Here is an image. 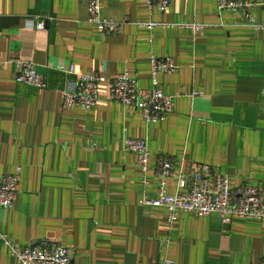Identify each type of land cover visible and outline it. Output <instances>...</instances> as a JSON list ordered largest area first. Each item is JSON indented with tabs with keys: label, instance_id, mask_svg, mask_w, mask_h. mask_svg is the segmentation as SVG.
I'll use <instances>...</instances> for the list:
<instances>
[{
	"label": "crops",
	"instance_id": "1",
	"mask_svg": "<svg viewBox=\"0 0 264 264\" xmlns=\"http://www.w3.org/2000/svg\"><path fill=\"white\" fill-rule=\"evenodd\" d=\"M99 1L101 15L119 23L116 34L88 22V0H0V178L20 175L14 206L0 208V264H18L5 239L16 249L61 241L69 264L264 263V219L181 212L170 220L165 207L142 203L158 196L163 156L174 162L169 193L180 173L206 163L232 188L255 185L264 198V29L218 13L216 0H171L165 12L145 0ZM36 16L43 29L32 26ZM252 16L264 21L260 7ZM153 22L166 26L143 25ZM152 56L178 66L157 76L173 98L164 120L146 124L139 110L110 100L108 80L94 109L61 107L70 66L127 72L145 89ZM14 60L33 62L47 88L15 82ZM124 138L148 141L147 173Z\"/></svg>",
	"mask_w": 264,
	"mask_h": 264
},
{
	"label": "built area",
	"instance_id": "2",
	"mask_svg": "<svg viewBox=\"0 0 264 264\" xmlns=\"http://www.w3.org/2000/svg\"><path fill=\"white\" fill-rule=\"evenodd\" d=\"M145 3L149 9L165 12L170 7L171 0H145ZM216 6L218 13L238 12L254 28L264 29V21L258 23L252 16L255 8L260 7L264 12V1L216 0ZM87 12L88 22L94 24L101 34L111 35L118 32L119 23L101 15L99 0H88ZM143 25L148 29L166 26L154 22ZM32 26L36 29H43L45 21L36 16ZM182 26L191 27L192 25L183 24ZM192 27L198 29L200 26L193 25ZM12 65L15 82L38 89L47 88L45 77L36 71L34 63L30 60H14ZM177 70L178 66L171 58L152 56L150 58L151 85L143 89L139 86L137 78L127 72L108 77L104 73H78L70 66L67 70L69 77L65 80L61 90V107L65 110L94 109L101 99L100 84L108 80L110 100L139 110L146 124L164 120L173 111V98L164 94L157 76L159 73H174ZM123 147L136 156V166L143 174L151 169L150 148L145 138H124ZM173 169V160L168 156L161 157L154 168L158 178V196L142 199L144 204L165 207L170 220L181 212L193 213L196 216L216 214L223 223L230 222L233 216L264 219V198L258 186L244 184L232 188L228 176L220 172L218 167L198 163L187 174L178 175L176 191L169 193L166 189V181L172 176ZM19 179L18 171L0 178V208L14 206L19 191ZM5 241L18 264H69L71 261L69 248L58 240L41 239L37 244L21 249H16L12 243L6 239ZM147 264L175 263L164 258Z\"/></svg>",
	"mask_w": 264,
	"mask_h": 264
}]
</instances>
